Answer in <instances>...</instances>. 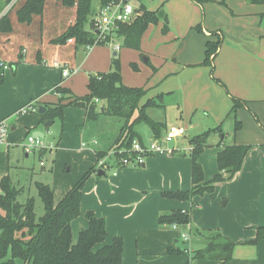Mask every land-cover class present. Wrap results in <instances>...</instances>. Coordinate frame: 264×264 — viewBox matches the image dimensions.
Wrapping results in <instances>:
<instances>
[{
	"label": "crops",
	"instance_id": "obj_1",
	"mask_svg": "<svg viewBox=\"0 0 264 264\" xmlns=\"http://www.w3.org/2000/svg\"><path fill=\"white\" fill-rule=\"evenodd\" d=\"M143 2L151 10L163 7L169 15L170 28L164 32L163 21L150 24L142 36L140 50L125 47L123 39L118 40L121 42L117 54L121 58L123 81L129 86L145 87L147 94L141 104L163 93L166 95L162 105L157 106L162 109L168 99L179 92L182 108L177 124L164 122L148 113L154 120L165 123L166 128L159 137L152 130L146 134L138 131L140 123L135 129L143 144L155 139L163 141L171 125L185 127L186 133L166 143L175 149L172 153L148 156L141 165L115 168L117 174L112 173L110 177L106 175V169L99 175L101 168L91 174L83 188L82 214L92 210L96 216L106 219L107 244L115 236L123 237L122 264H264V237L254 242L258 228L264 226V4L248 0ZM135 3L139 7L140 2L135 0ZM219 38L221 43L213 67L205 65L207 41ZM26 52L23 48L9 56L10 59L0 54L1 60L14 63L5 71L4 82L0 84V121H12L11 146L0 150V181L9 175L14 185L21 188L24 186L13 180L11 174L19 168L16 148L22 146L25 149L27 138L23 140V137L29 135V131H42L45 138L56 121L45 127L40 123L39 112L18 114V111L31 102L37 105L58 102L62 94L53 91L57 87L69 88L77 96L85 95L89 91L90 74L109 71L115 50L108 45H96L87 50L85 46H76L75 40L71 39L51 56H45L39 50L28 59ZM40 59L43 63L38 62ZM57 62L61 67L56 66ZM132 62L138 64L139 70L124 72L126 65L132 68ZM65 63L76 69L68 77L62 74ZM232 97L244 101V107L237 109L235 115L230 114ZM99 104L102 106L105 101ZM85 114L84 108L67 107L61 136L58 141H51L57 147L50 151L57 155L53 159L55 169L63 151L73 149L83 159L81 175L70 184H75L91 167L98 165L97 152L113 150L119 134V131L112 135L103 131L107 115H102L89 131H74L70 140L67 128L71 131L77 121L86 117ZM236 119L242 122V128L236 134L233 132L230 140L229 131H234L231 128H235ZM219 125L224 134H213L199 158L205 181L219 172L217 156L225 145H252L240 171L231 179L218 182L212 193L197 195L193 200L163 196V191L192 187V146L187 143L189 130L197 135ZM76 141L78 144L73 147ZM40 152L42 157L47 153ZM25 156L29 157L30 152L25 151ZM54 168L52 166L51 172ZM72 187L60 190L61 199ZM53 188L56 202L57 185ZM173 210H190V224L162 225L160 216ZM82 214L72 223L73 235L75 223L82 228L88 227L86 217L81 219ZM210 231H219L236 243L230 260L194 257L197 250L207 245ZM183 234H190V242L184 240ZM172 248L184 252L170 253Z\"/></svg>",
	"mask_w": 264,
	"mask_h": 264
},
{
	"label": "trees",
	"instance_id": "obj_2",
	"mask_svg": "<svg viewBox=\"0 0 264 264\" xmlns=\"http://www.w3.org/2000/svg\"><path fill=\"white\" fill-rule=\"evenodd\" d=\"M11 1L6 0V5ZM46 1L24 0L15 11L17 20L31 24L35 16L43 15ZM61 1L65 6L76 8V20L61 35L51 39V43L64 45L74 39L76 46L93 44L95 40L92 21V15L95 13L94 3L98 1L101 5L107 0ZM138 1L140 5L136 9L137 17L131 23L122 24L119 27L118 39H123V46L140 50L141 39L148 26L163 21V31L167 32L170 28V19L163 7L151 10L147 8L143 0ZM248 1L264 4V0ZM16 5L14 3L10 10L0 17V33L13 31L10 12ZM1 13L2 10L0 15ZM220 43V38L216 41H207L203 62L205 65L213 67ZM38 62L43 63L41 59ZM9 64L13 66L14 63ZM131 66L133 70H139L137 63L132 62ZM153 68L155 69L154 66ZM4 73L0 64V84L4 82ZM215 80L225 87L220 80L216 78ZM88 89L85 95L77 96L69 88H55L53 91L57 90L62 96L56 103L40 104L46 107L43 114L39 113L40 123L45 124L48 120L58 119L63 123L65 109L70 106L86 109V120L96 121L102 115L114 116L122 119L124 123L119 130L113 149L130 148L135 139L141 141L135 129L139 123L148 124L157 137L166 128L165 123L154 120L147 113L148 108L162 105L166 94L161 93L148 98L141 104L147 90L143 86H129L124 83L118 54L112 57L109 71L90 74ZM232 100L233 107L230 114L235 115L237 109L244 107V101L236 97H232ZM100 101H105V104L100 106ZM241 128L242 122L236 119L234 134ZM213 134L223 135L222 126L219 125L189 138L188 143L192 146L190 151L192 187L189 190L163 191V196L171 199L193 200L197 195L212 193L218 182L231 179L240 171L252 145L236 143L225 145L217 156L219 172L211 180L205 181L204 169L199 158L209 145L208 141ZM108 153L109 151H99L97 156L101 159ZM118 158L117 155L116 162ZM114 165L119 166V163ZM98 170V166L91 167L58 203H55V192L51 185L36 182L38 194L44 205V214L39 218L35 213V198L29 197L21 202L19 197L23 188L14 185L9 175L3 177L0 181V264H122L123 237L115 236L113 241L107 244L106 219L96 216L92 210L85 212L88 227L79 231L78 239L74 242L72 223L82 214L83 188L91 174ZM194 206L193 202L192 207ZM190 222V210H173L160 216L162 225L176 223L179 227L187 226ZM263 237L264 226L258 228L254 242L257 243ZM207 241V245L197 250L194 257H210L224 261L232 258L236 243L224 237L221 232L210 231ZM169 252L181 253L184 250L172 248Z\"/></svg>",
	"mask_w": 264,
	"mask_h": 264
},
{
	"label": "rangeland",
	"instance_id": "obj_3",
	"mask_svg": "<svg viewBox=\"0 0 264 264\" xmlns=\"http://www.w3.org/2000/svg\"><path fill=\"white\" fill-rule=\"evenodd\" d=\"M23 1L24 0H12L11 3L6 5V0H0V10H2L0 17L4 15V13H7L14 3L17 4L10 12V17L13 19V31L9 33H0V54L6 58H9V56H14L16 52L25 48L27 51L25 56L30 59L33 58L39 50L43 52V55L51 56L59 49L64 48L67 43L64 45L53 44L51 43V39L61 35L70 26V24L75 21V8L65 6L61 0H47L46 9L43 16H36L33 23L26 24L19 22L15 13L16 9L23 3ZM94 6L96 12L99 7L98 1L94 3ZM93 16L94 14L92 15V17ZM132 69L133 68L126 65V67H124V72ZM91 74L95 73L93 72ZM181 104V94L177 92L174 96L168 99L167 104L162 109H159L161 107L155 106L148 109L147 113H149L154 118L163 120L164 122L177 124V122H179L181 118ZM94 122L95 121L86 120L85 117L81 121H77L71 131L70 127L67 128L68 137H70L71 140L74 137V131L78 133H81L86 129L87 131H89L91 129L89 127ZM103 122L105 126L103 131L111 135L117 133L123 125V121L109 115L105 116ZM10 123H12V121H10ZM61 127L62 122L59 119L56 120L52 132L46 133V136L44 138L45 141H58L59 137L61 136ZM231 129L233 130L234 127ZM97 131H99V129ZM138 131L146 134L149 133L151 129L148 124L143 122L138 125ZM229 132L231 135V140L233 139V131ZM189 135L190 137L195 135L194 131L189 130ZM27 136L23 137V140H26ZM188 139L187 143L189 141ZM211 139H213V136L211 137ZM77 144L78 142L76 141L73 147H76ZM16 149H18V153L16 156H18L17 165L19 164V168H16L14 171H12L11 174L13 180L19 182L21 184L20 186H24L22 187L23 190L21 192L19 200L21 202H24L27 198L34 197L35 213L36 217L39 218L44 214V205L38 194L36 182H43L51 185L52 187H55L57 185L55 202L57 203L63 196L62 194H60V190L64 191L67 187L70 188V186H74L72 185L74 183H70L74 181V179L78 177V175H81V173L79 172L82 169L83 159L78 155L77 151L73 149L63 151L64 153L62 152L59 155V163L55 169V162H53V159H55L57 155L54 152L46 150L42 151V153L47 152L42 157V154L40 152L41 150L32 149L30 151V156L27 157L25 156L26 150L22 146H18ZM52 166L55 169L54 172H51ZM113 171L114 169L111 168L106 169V175L110 177ZM16 182L15 184H18ZM84 214H82L81 219L85 218ZM78 224V222L74 224V242L77 241L79 234L78 232L82 229L81 225Z\"/></svg>",
	"mask_w": 264,
	"mask_h": 264
},
{
	"label": "built area",
	"instance_id": "obj_4",
	"mask_svg": "<svg viewBox=\"0 0 264 264\" xmlns=\"http://www.w3.org/2000/svg\"><path fill=\"white\" fill-rule=\"evenodd\" d=\"M136 9L137 6L135 0H107L104 4L99 5L97 11L92 17L95 40L93 44L85 45V48L90 50L96 45L103 44L112 47L118 52L121 48V44L118 42L119 27L122 24L131 23L137 17L138 13ZM0 64L4 71L11 67L9 63L3 60H1ZM56 66L61 67V63L57 62ZM74 72H76V69L70 68L66 63L65 66L62 67V74L64 77H68ZM55 93L61 95V93L57 90ZM38 109L39 106L37 103L31 102L18 111V114H22L27 111L38 112ZM10 127V123L7 119L0 121V150L11 146L9 141ZM185 133V127L171 125L167 130L163 141L155 139L148 144H143L139 140L135 139L130 148L122 147L113 149L104 158L99 159L97 166L101 169H114L113 174H117V169L119 167L141 165L148 156L174 152L175 149L170 148L166 145V143L172 142L177 138L184 136ZM56 148L57 147L54 143L47 142L44 138H41L39 135L34 136L32 133L28 135L27 143L25 144V150L28 152L32 149L53 151ZM117 155L119 158L116 162L115 158ZM115 163H119V166L115 167ZM172 226L178 227L176 223L172 224ZM183 238L185 241L189 242L190 234H183Z\"/></svg>",
	"mask_w": 264,
	"mask_h": 264
},
{
	"label": "water",
	"instance_id": "obj_5",
	"mask_svg": "<svg viewBox=\"0 0 264 264\" xmlns=\"http://www.w3.org/2000/svg\"><path fill=\"white\" fill-rule=\"evenodd\" d=\"M116 54H117V51H115L114 55H116ZM45 111H46V107H44L43 105H40V106H39V109H38V112H39L40 114H43ZM52 125H53V120H48V121L45 123V127L52 126ZM37 133L39 134V136H40L41 138H44V133H43L42 131H36V132L33 133V135L36 136ZM102 172L104 173V170H103V169H100V170H99V175H100Z\"/></svg>",
	"mask_w": 264,
	"mask_h": 264
}]
</instances>
